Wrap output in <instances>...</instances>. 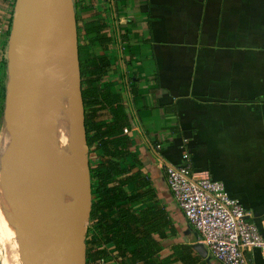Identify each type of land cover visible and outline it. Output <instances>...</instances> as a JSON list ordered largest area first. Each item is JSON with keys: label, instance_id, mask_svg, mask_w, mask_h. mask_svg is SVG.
<instances>
[{"label": "crops", "instance_id": "crops-1", "mask_svg": "<svg viewBox=\"0 0 264 264\" xmlns=\"http://www.w3.org/2000/svg\"><path fill=\"white\" fill-rule=\"evenodd\" d=\"M81 1L90 7L79 15L104 19L112 35L110 78L121 85L141 168L172 222L162 252L187 244L222 264L193 246L200 235L173 198L165 166L182 163L186 150L190 168L222 181L264 235V0ZM244 256L264 264L258 247Z\"/></svg>", "mask_w": 264, "mask_h": 264}, {"label": "trees", "instance_id": "trees-1", "mask_svg": "<svg viewBox=\"0 0 264 264\" xmlns=\"http://www.w3.org/2000/svg\"><path fill=\"white\" fill-rule=\"evenodd\" d=\"M7 0H0V5ZM5 18L9 32L12 7ZM89 4L74 0L78 35V61L85 141L89 151L92 187L91 210L85 234V264L101 259L128 264H208L187 244H175L162 252L161 238L171 227V218L154 195L149 176L130 134L131 117L121 95L109 53L111 33L97 16H80ZM1 17V13H0ZM7 67L2 62L1 73ZM0 73V81H1ZM135 94L136 87L130 86Z\"/></svg>", "mask_w": 264, "mask_h": 264}, {"label": "water", "instance_id": "water-1", "mask_svg": "<svg viewBox=\"0 0 264 264\" xmlns=\"http://www.w3.org/2000/svg\"><path fill=\"white\" fill-rule=\"evenodd\" d=\"M13 19L16 51L7 65L4 116L16 157L24 163L27 162L28 155L39 153L38 135L48 140L57 138L46 120L45 97L48 85L55 79L54 64L60 45L63 39L67 38L69 41L75 72V92L80 99L82 115L83 141L81 144L74 142V150L83 162L80 168L74 170L72 177L77 186L79 200L67 201L76 202L78 206L71 207L63 214L62 229L55 241L44 243L39 264H85V234L91 210L92 187L89 147L85 141L83 123L74 0H15ZM32 165H36L35 181H39L42 186L48 185V181L40 176L37 157ZM20 190L21 196L35 198L34 191H31V194L29 189L22 185ZM27 203L23 201V205ZM25 207L26 209L21 208L19 212L22 219L35 214L40 204L36 201ZM30 225H26L27 237L23 238L28 250L33 247L35 241L34 228ZM193 246L201 254L206 251L201 242H195Z\"/></svg>", "mask_w": 264, "mask_h": 264}, {"label": "rangeland", "instance_id": "rangeland-1", "mask_svg": "<svg viewBox=\"0 0 264 264\" xmlns=\"http://www.w3.org/2000/svg\"><path fill=\"white\" fill-rule=\"evenodd\" d=\"M11 0H7L6 3L0 5V65L2 66V62L5 61L6 65H8L11 58H13L16 51V35L14 32V19L12 18L11 26L9 32H4L3 28L5 27V18L6 15L9 14L10 6L8 5ZM12 15L14 17L15 12V3L12 7ZM68 41L66 38L65 41ZM66 41V42H67ZM68 55L70 56V47L69 42L65 43ZM70 60L72 62L71 56ZM73 65V64H72ZM2 68H0L1 73ZM6 72L1 73V81H0V264H24L23 261V252L24 248L27 249L26 253L29 255V250L24 243V237H26L25 228L26 225L23 223L29 222L30 218H33L35 214L29 215L28 217L21 218L20 217V209H26V205H30L34 202H38V204L43 206V223L46 218L47 209L49 208L50 215H54L53 225L56 223V216H59L58 206H60L59 200H57L54 204V208H51L52 204H47L46 196H52L53 191L61 192V184L59 182L61 180V170L58 166H63L64 161L61 157V147L59 142L63 146L68 147L69 153V145H67L64 141H62L59 137L60 131L59 127L55 124L53 114L46 111V120L50 125L53 133L57 138L48 140L40 135H38V144L40 147V151L37 155L31 154L26 157L27 162L24 163L21 159L17 158L16 152L14 151L10 134L8 132V127L5 122V114H4V100L5 95L7 93V83H8V74L7 67L5 68ZM75 73V72H74ZM72 74V73H71ZM75 75V74H74ZM51 141V142H49ZM59 141V142H58ZM53 155V156H52ZM89 157H94L95 153L92 151L88 152ZM56 156H58V164L54 161V165L50 170V174H54L55 184L54 187H50L51 185V176L48 173L47 167L44 166V163H51L53 160H56ZM39 160L40 176L45 178L48 181V185H40L39 181L36 180V165L35 158ZM55 158V159H54ZM62 159V160H61ZM34 162V163H33ZM61 162V163H60ZM67 162V160H66ZM29 166V167H27ZM33 169V170H32ZM25 170L27 172H25ZM44 170V171H43ZM40 172V171H39ZM57 175L60 177L58 178ZM37 183V184H36ZM61 183V182H60ZM22 187L29 189V192L33 194L31 191H34V196L32 198H26L25 196L20 195V185ZM57 184V185H56ZM41 188L44 191V201H42L43 197L41 195ZM22 189V188H21ZM43 194V193H42ZM21 196V197H20ZM26 199V200H25ZM23 201L28 202L23 205ZM33 201V202H31ZM31 202V203H30ZM59 204V205H58ZM41 206L39 207V209ZM52 215V216H53ZM56 219V220H55ZM42 223V234L44 232V226ZM23 224V225H22ZM53 227V226H52ZM51 227V228H52ZM50 228V229H51ZM21 252V256H20Z\"/></svg>", "mask_w": 264, "mask_h": 264}, {"label": "built area", "instance_id": "built-area-1", "mask_svg": "<svg viewBox=\"0 0 264 264\" xmlns=\"http://www.w3.org/2000/svg\"><path fill=\"white\" fill-rule=\"evenodd\" d=\"M183 162L165 166L166 182L177 205L200 235V242L222 264H247L245 249L258 247L264 253V235L238 198L231 196L222 181L206 171H194ZM101 259L98 264H105ZM114 264H128L114 261Z\"/></svg>", "mask_w": 264, "mask_h": 264}, {"label": "bare ground", "instance_id": "bare-ground-1", "mask_svg": "<svg viewBox=\"0 0 264 264\" xmlns=\"http://www.w3.org/2000/svg\"><path fill=\"white\" fill-rule=\"evenodd\" d=\"M67 41V40H66ZM63 39L60 45V51L55 59L54 69H55V79L50 82L47 88V93L45 97V108L46 111L52 113L54 116L55 124L59 127V137L62 141H64L67 145H69V153L68 147L63 146L59 141L61 147V157L64 161L63 166H58L61 170V180L59 185L61 184V192L58 190L53 191L51 198L46 196L47 204H52L51 208H54V204L57 200H59L60 206H58L59 216H56V223L53 225L54 215H50L49 208L47 209V214L45 221L43 223V206L40 204L41 208L37 209V213L33 218H28L29 222H25L24 225L28 223L32 225L34 228V244L33 247L29 250V255H27L28 251L24 248L23 261L24 264H39L40 256L43 250V245L49 241H55L59 232L62 229V216L65 214L71 207H77L78 204L76 202H67L69 199H78L79 193L77 190L76 184L73 182V174L74 170L80 168L82 166V159L79 158L76 151L74 150L75 144L74 142H78L79 144L83 141V131H82V123H81V104L80 99L75 92V81H74V70L73 65L70 60V56L68 55L66 42ZM72 73V74H71ZM52 130V129H51ZM53 131V130H52ZM51 142V141H49ZM53 156V155H52ZM55 159V158H54ZM61 159V160H62ZM67 160V162H66ZM57 162L58 164V156H56V160H53L51 163H44V166L50 168L47 170L50 174V170L52 165ZM61 163V162H60ZM44 171V170H43ZM42 169L40 170V173ZM51 176V185L50 187H54L53 184L55 177L54 174H50ZM58 178H60L57 175ZM57 185V184H56ZM43 193V194H42ZM41 195L43 197L42 201H44V191L41 188ZM55 201V202H54ZM59 205V204H58ZM27 219V218H25ZM55 219V220H56ZM42 223H43V234H42ZM30 225V226H31ZM53 226V227H52ZM52 227V228H51ZM51 228V229H50ZM27 237V235H26ZM27 251V253H26ZM21 256V252H20Z\"/></svg>", "mask_w": 264, "mask_h": 264}]
</instances>
